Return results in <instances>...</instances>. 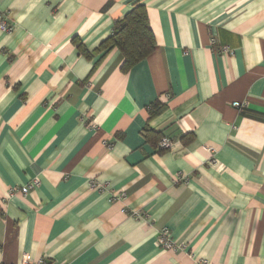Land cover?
<instances>
[{
  "label": "crops",
  "instance_id": "obj_1",
  "mask_svg": "<svg viewBox=\"0 0 264 264\" xmlns=\"http://www.w3.org/2000/svg\"><path fill=\"white\" fill-rule=\"evenodd\" d=\"M137 3L156 49L122 72L97 49ZM0 14V264H264V0H0Z\"/></svg>",
  "mask_w": 264,
  "mask_h": 264
},
{
  "label": "trees",
  "instance_id": "obj_2",
  "mask_svg": "<svg viewBox=\"0 0 264 264\" xmlns=\"http://www.w3.org/2000/svg\"><path fill=\"white\" fill-rule=\"evenodd\" d=\"M73 43L81 55L88 59L92 58L79 39H74ZM155 49L156 40L151 29L147 8L145 5L137 3L129 13L115 22L112 35L101 43L97 54L106 55L112 50H118L123 61L121 71L128 72L135 65L150 57ZM166 109V105L156 103L151 110V118L159 116ZM147 134L156 137L160 142L162 141V135L159 133L147 131ZM185 139L190 140L192 136L183 137V140ZM159 150L161 151V149Z\"/></svg>",
  "mask_w": 264,
  "mask_h": 264
},
{
  "label": "built area",
  "instance_id": "obj_3",
  "mask_svg": "<svg viewBox=\"0 0 264 264\" xmlns=\"http://www.w3.org/2000/svg\"><path fill=\"white\" fill-rule=\"evenodd\" d=\"M0 31L1 32H9L10 31L9 24H8L7 20L5 19V16L3 14H0ZM223 52L227 53L228 50L223 49ZM233 106L240 110L243 107V104L236 102V103H233ZM173 146H174L173 142H171L168 139H163L159 144V149L171 150V149H173ZM38 184H39L38 181L34 180L28 186L23 187L21 189V192L24 195H26L29 193L30 190L37 187ZM159 245L164 249L174 248L175 245H174V242L172 241V239L170 237L169 231L164 230L161 233L160 238H159ZM20 264H53V263H50L49 261H47L45 259H41L39 261H32L28 258H24ZM202 264H209V263L207 261H202Z\"/></svg>",
  "mask_w": 264,
  "mask_h": 264
}]
</instances>
